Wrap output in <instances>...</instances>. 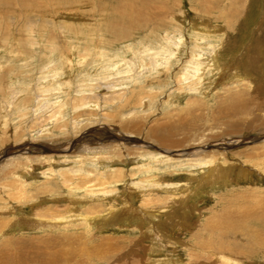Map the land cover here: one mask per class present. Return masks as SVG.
<instances>
[{"label": "rangeland", "instance_id": "1", "mask_svg": "<svg viewBox=\"0 0 264 264\" xmlns=\"http://www.w3.org/2000/svg\"><path fill=\"white\" fill-rule=\"evenodd\" d=\"M225 215L244 258L202 247ZM260 218L264 0H0V252L264 264Z\"/></svg>", "mask_w": 264, "mask_h": 264}, {"label": "bare ground", "instance_id": "2", "mask_svg": "<svg viewBox=\"0 0 264 264\" xmlns=\"http://www.w3.org/2000/svg\"><path fill=\"white\" fill-rule=\"evenodd\" d=\"M234 1V0H233ZM231 2V1H230ZM199 61V60H198ZM200 65H196L195 67V70H196V73H198L200 70L203 69V65L205 64V62H198L196 64H199ZM247 67V66H246ZM243 97L241 95H238L234 98V96L230 97V99H228V102L224 103V101L222 100L220 102L221 106L219 107V111L220 110H224L226 111V113L229 115L230 114H234V115H237V114H245V113H248L250 109H248V105H246V102L244 103V105H241V103L243 102L242 101ZM242 101V102H240ZM232 115V116H234ZM167 134V133H165ZM171 134V133H170ZM157 138V137H156ZM161 144H168V142H170L169 139H167L166 137H163V136H158V139H157ZM191 153H196L195 151H191L190 153L188 152V154H191ZM225 176V175H223ZM221 178V177H220ZM226 178V176H225ZM88 210V209H87ZM250 210V209H249ZM251 213V211H249ZM248 212V214H249ZM238 213V212H237ZM241 213V212H240ZM244 213V212H243ZM252 215V214H251ZM255 215V214H254ZM257 215V214H256ZM258 216V215H257ZM227 217V218H226ZM239 217V216H238ZM240 219V218H239ZM261 219V218H260ZM255 220V219H254ZM86 221V220H85ZM238 221V220H236ZM235 220L231 219L230 216H223L222 217V220L219 221V223H221V225L219 226L218 224H216V228L220 229L221 231H224L225 228L223 227H226L228 229H232L234 232H230L232 234V236H228L226 237V239L224 240H220L218 243L216 244H210V245H206L205 243H202V247L205 249L206 252H211V253H221V255L223 256H230V257H241V258H244V254H241L242 253V249L240 247V245L238 244V242L235 241L236 237L235 234L240 231L241 232V229H242V226L236 222ZM248 221V220H247ZM264 220L261 219V222H263ZM89 223V222H88ZM241 223V222H240ZM86 225V224H85ZM89 225V224H87ZM91 225V224H90ZM89 225V226H90ZM256 225H260L259 223L256 224ZM223 226V227H222ZM253 228V227H252ZM252 228H245L244 229V233L245 232H248L250 234H252L253 230ZM260 228V227H259ZM216 229V230H217ZM227 229V230H228ZM238 229V230H237ZM258 229V228H257ZM255 231V230H254ZM61 233V232H60ZM73 233V232H72ZM217 233V232H216ZM219 234V232H218ZM224 234V233H223ZM225 235V234H224ZM238 236H240V234L237 233ZM258 235V233L256 232L255 236ZM77 236V235H76ZM56 237V236H55ZM73 237V236H72ZM31 238V237H30ZM70 238V237H69ZM74 238V237H73ZM55 239V238H54ZM75 239V238H74ZM26 240V239H25ZM30 240V239H29ZM32 240V238H31ZM26 241L25 243H20L22 245H19V247L16 246L15 249H13L12 251L10 252H0V264H12L13 262H15L14 264L16 263H19L21 264V262H25L26 264H37L38 261H45V262H49L51 264V262H55V261H58V258H61L62 256V253L59 249V247L61 246L60 244H57L56 241L53 242L52 238H51V241L52 243L50 244L48 241H50L48 239L47 245L46 246H41V245H37L35 244L34 242L32 241ZM56 240V239H55ZM68 240V239H67ZM70 240V239H69ZM61 243V242H60ZM5 244V243H4ZM39 244V243H38ZM43 245V244H42ZM58 245V249H55V250H52L49 249V248H53V247H56ZM60 245V246H59ZM63 248V247H61ZM4 250V249H3ZM6 251V250H5ZM69 252V251H68ZM72 252V251H71ZM70 252V253H71ZM31 254V255H28V254ZM250 255V254H249ZM61 256V257H60ZM64 258V257H62ZM71 259V258H70ZM215 259V258H214ZM201 261V260H199ZM207 261H210V259H207ZM215 261L217 262V260L215 259ZM218 264V263H217ZM222 264V263H220Z\"/></svg>", "mask_w": 264, "mask_h": 264}, {"label": "water", "instance_id": "3", "mask_svg": "<svg viewBox=\"0 0 264 264\" xmlns=\"http://www.w3.org/2000/svg\"><path fill=\"white\" fill-rule=\"evenodd\" d=\"M45 151H49V150H52L51 148H46L45 146H44V148H43Z\"/></svg>", "mask_w": 264, "mask_h": 264}]
</instances>
